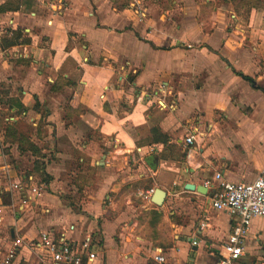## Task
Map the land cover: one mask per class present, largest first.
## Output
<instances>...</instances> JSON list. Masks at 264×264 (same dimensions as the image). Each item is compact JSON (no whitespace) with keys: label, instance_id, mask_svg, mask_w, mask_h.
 I'll return each mask as SVG.
<instances>
[{"label":"crops","instance_id":"obj_1","mask_svg":"<svg viewBox=\"0 0 264 264\" xmlns=\"http://www.w3.org/2000/svg\"><path fill=\"white\" fill-rule=\"evenodd\" d=\"M0 113L14 157L39 161L0 193L12 264H53L42 231L90 239L82 264H215L238 218L204 182L264 171V0H0ZM243 263L264 264V217Z\"/></svg>","mask_w":264,"mask_h":264},{"label":"built area","instance_id":"obj_2","mask_svg":"<svg viewBox=\"0 0 264 264\" xmlns=\"http://www.w3.org/2000/svg\"><path fill=\"white\" fill-rule=\"evenodd\" d=\"M184 141L190 146L195 142V136L189 134ZM13 174L12 166L4 163L0 169V193L25 192L26 188L14 179ZM203 185L209 191V203L214 209L238 218L223 244V255L215 264H245L243 257L251 222L255 217H264V171L249 182L226 181L217 173L213 181L207 180ZM27 191L34 197L40 195L37 186H30ZM152 192L148 190L141 195L149 198ZM21 204L28 205L29 198H23ZM2 219L3 206H0V223ZM23 244L22 238H15L5 253L0 252V264H12ZM39 245L45 249L53 264H82L83 256L91 261L95 258V254L90 251V239L77 244L63 239L56 242L48 232L42 231L39 233ZM154 259L160 263L165 261L161 255L154 256Z\"/></svg>","mask_w":264,"mask_h":264},{"label":"rangeland","instance_id":"obj_3","mask_svg":"<svg viewBox=\"0 0 264 264\" xmlns=\"http://www.w3.org/2000/svg\"><path fill=\"white\" fill-rule=\"evenodd\" d=\"M7 116H9V114L0 113V134L3 133V131L8 132V130H9V129L6 130V124L4 122L5 117H7ZM20 129H21L23 134H29L30 133V129H28V127H26V126L24 128L21 127ZM9 132H10V130H9ZM10 143H11V141H10ZM13 144H14V146H13ZM12 146L13 147L16 146L15 142L12 143ZM12 146L7 144V143H4L3 139H0V152L6 153V151H7L8 153L11 154L10 156H8V158H5L4 160L13 166L18 164L20 170H22V171H24V170L28 171L30 169H33V171H36V172H33V174L39 175V161H37V164L33 163V159L29 158V156H28L29 154L28 155L26 154V156H23V154H22L19 157H14V154H12L10 152V148ZM24 146H26V148H27L26 150H29L28 143H25ZM32 166L34 168H32Z\"/></svg>","mask_w":264,"mask_h":264},{"label":"water","instance_id":"obj_4","mask_svg":"<svg viewBox=\"0 0 264 264\" xmlns=\"http://www.w3.org/2000/svg\"><path fill=\"white\" fill-rule=\"evenodd\" d=\"M185 188L188 190H198L200 191L198 186H195L193 184H186ZM205 192V191H204ZM164 197V192L160 189H156L153 197V202L155 204H161L162 198Z\"/></svg>","mask_w":264,"mask_h":264},{"label":"trees","instance_id":"obj_5","mask_svg":"<svg viewBox=\"0 0 264 264\" xmlns=\"http://www.w3.org/2000/svg\"><path fill=\"white\" fill-rule=\"evenodd\" d=\"M4 8H5V6L2 7V9H4ZM240 75H241L244 79H246V80L252 82V84H253V81H252L250 78H248V77H246V76H243L242 74H240Z\"/></svg>","mask_w":264,"mask_h":264}]
</instances>
